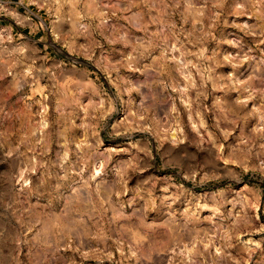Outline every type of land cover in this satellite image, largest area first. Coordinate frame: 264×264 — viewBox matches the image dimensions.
Wrapping results in <instances>:
<instances>
[{"label":"rangeland","instance_id":"1","mask_svg":"<svg viewBox=\"0 0 264 264\" xmlns=\"http://www.w3.org/2000/svg\"><path fill=\"white\" fill-rule=\"evenodd\" d=\"M0 3V264H264V0Z\"/></svg>","mask_w":264,"mask_h":264},{"label":"crops","instance_id":"2","mask_svg":"<svg viewBox=\"0 0 264 264\" xmlns=\"http://www.w3.org/2000/svg\"><path fill=\"white\" fill-rule=\"evenodd\" d=\"M0 3H2V4H6L8 9H9L10 6L12 5V3H11L10 1L0 0Z\"/></svg>","mask_w":264,"mask_h":264}]
</instances>
